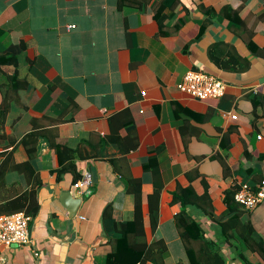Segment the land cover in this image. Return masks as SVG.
Returning <instances> with one entry per match:
<instances>
[{
  "label": "crops",
  "instance_id": "crops-1",
  "mask_svg": "<svg viewBox=\"0 0 264 264\" xmlns=\"http://www.w3.org/2000/svg\"><path fill=\"white\" fill-rule=\"evenodd\" d=\"M127 1L118 9L117 0H0V53L16 56L19 85L26 84L4 100L1 145L13 139L9 149L22 162L29 157L20 138L41 133L30 159L41 186L29 242L0 249V264H103L110 251L103 208L110 203L116 221L131 220L135 186L145 239L164 241L165 264L189 263L173 220L180 205L171 202L186 186L193 193L185 212L227 263L244 264L242 253L264 264V244L251 248L234 230L225 240L219 227L220 217L232 215L226 192L242 183L255 189L264 180V0H166L163 12L171 15L163 34L151 17L152 1ZM222 7L236 10L243 25L230 27ZM189 69L222 80L224 94L200 101L180 91ZM13 71L2 66L0 84ZM56 144L66 149L64 163ZM83 170L92 182L69 217L59 195L73 194ZM156 193L152 230L147 208ZM240 209L252 238L264 243V198Z\"/></svg>",
  "mask_w": 264,
  "mask_h": 264
},
{
  "label": "trees",
  "instance_id": "trees-1",
  "mask_svg": "<svg viewBox=\"0 0 264 264\" xmlns=\"http://www.w3.org/2000/svg\"><path fill=\"white\" fill-rule=\"evenodd\" d=\"M141 1V0H140ZM153 2V13L151 17L159 25V33L163 34L165 31L163 27L166 25L168 16L163 12L166 0H146ZM145 2V1H144ZM127 0H117V8L122 9L129 4ZM176 2H172L170 8L175 9ZM140 8V7H139ZM171 10V11H172ZM187 13V10H185ZM204 13L212 15L214 11L209 8H204ZM222 17L227 18L230 27H240L243 25V20L238 16L236 10L229 7H222L219 11ZM205 24H200V30H203ZM179 27L177 26L176 29ZM23 47V44H20ZM210 53V52H209ZM210 57L213 58L210 53ZM215 62L218 65L232 68L230 65ZM12 65L14 71L11 73H4L7 79L6 84H0V214H9L13 212L22 211L27 215L34 216L38 211L37 191L41 186V181L32 166L31 160L34 155V144L37 142V137L41 133L32 131L26 132L20 138V142L26 147L29 159L22 162H15L13 159V151L9 146H13L14 140H10L8 144L1 145L3 142V122L7 115L8 106L6 102L13 94H8L10 91L14 92L19 89L24 82L19 85V78L16 72V56L0 53V68L2 66ZM244 67L240 69H244ZM5 100V101H4ZM27 108V107H26ZM50 144V143H49ZM51 145V144H50ZM65 147L62 146V149ZM59 145H55L56 154L59 162L63 161V152ZM246 157L249 156L246 152ZM260 159L264 156L260 155ZM70 169L75 165L69 162ZM68 169L66 167H63ZM62 168V170H63ZM75 172V169H73ZM74 174V173H73ZM82 175L78 174L77 178ZM254 189L253 186L249 185ZM238 188V187H237ZM236 188V189H237ZM227 191L224 196V202L227 205V214H232L229 218H219V227L221 236L227 240L232 235V230L237 233V238L241 239L249 247H260L262 241H255L252 235L247 230L248 222L242 220L243 210L234 201L233 195L235 190ZM193 189L191 186L178 188L172 194V203L180 205V211L174 215V223L178 231L179 237L183 243L184 251L189 259L188 264H228L221 254L217 244L213 241L206 240L204 234L199 226L192 218L185 212V207L188 204L189 196L192 195ZM134 216L131 220L116 221L112 216V206L110 203L106 204L101 214V224L104 236L107 238V243L110 245V251L104 256L103 264H145L147 261L154 260L156 264H165L164 257L167 254V248L164 241L161 239L153 240L148 243L145 239L144 217L141 207V191L139 186L134 187ZM148 199L147 214L149 224L153 230L157 225L158 220V196L157 193ZM264 254V253H262ZM239 259L244 264H258L252 263L240 253ZM95 264L97 262L95 261Z\"/></svg>",
  "mask_w": 264,
  "mask_h": 264
},
{
  "label": "built area",
  "instance_id": "built-area-1",
  "mask_svg": "<svg viewBox=\"0 0 264 264\" xmlns=\"http://www.w3.org/2000/svg\"><path fill=\"white\" fill-rule=\"evenodd\" d=\"M177 88L185 94L200 101L219 98L224 94L225 83L212 75L189 69L182 76ZM231 119L236 116L231 114ZM260 137V136H259ZM92 182L91 173L83 170L82 175L71 185V192L80 196ZM264 198V180L252 189L242 183L235 190L234 201L245 210L253 209ZM31 216L22 211L0 214V249L11 245H25L29 242L28 224ZM0 260H3L0 257Z\"/></svg>",
  "mask_w": 264,
  "mask_h": 264
},
{
  "label": "water",
  "instance_id": "water-1",
  "mask_svg": "<svg viewBox=\"0 0 264 264\" xmlns=\"http://www.w3.org/2000/svg\"><path fill=\"white\" fill-rule=\"evenodd\" d=\"M59 201L66 209L68 216L72 217L77 212L81 199L69 191H62L59 195Z\"/></svg>",
  "mask_w": 264,
  "mask_h": 264
},
{
  "label": "rangeland",
  "instance_id": "rangeland-1",
  "mask_svg": "<svg viewBox=\"0 0 264 264\" xmlns=\"http://www.w3.org/2000/svg\"><path fill=\"white\" fill-rule=\"evenodd\" d=\"M175 244H176L177 249L179 250L180 249V243L179 242H175Z\"/></svg>",
  "mask_w": 264,
  "mask_h": 264
}]
</instances>
